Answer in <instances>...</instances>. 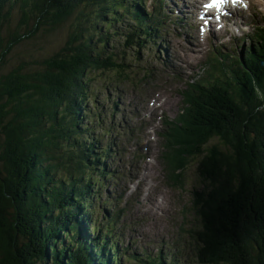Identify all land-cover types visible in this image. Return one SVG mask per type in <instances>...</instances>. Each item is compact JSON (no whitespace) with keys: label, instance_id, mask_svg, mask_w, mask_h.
<instances>
[{"label":"trees","instance_id":"trees-1","mask_svg":"<svg viewBox=\"0 0 264 264\" xmlns=\"http://www.w3.org/2000/svg\"><path fill=\"white\" fill-rule=\"evenodd\" d=\"M105 1L0 0V34L2 22L15 14L21 16L15 26L26 25L31 38L40 27L55 30L77 13L68 36L78 44L42 58L40 66L24 62L8 71L6 54L24 35L17 26L7 28L9 42L0 46V264L178 262L164 251L132 253L118 242L105 250L102 236L93 232L101 227L97 213L110 217L105 207L110 196L102 186L114 143L102 147L96 139L95 122L106 135L112 126L105 125L108 111L90 98L87 76L98 69L126 70L125 56L118 60L109 48L118 38L116 23L125 26V48L138 51L165 23L161 8L151 13L138 8L145 0H115L116 6L104 8ZM123 11L138 29L124 23L129 22ZM256 39L244 51L245 60L236 58L220 77L189 84L184 92L190 112L186 107L180 116L197 138L198 172L206 183L196 196L200 226L193 235L202 264H264V30ZM199 138L206 143L218 138L228 149L213 144L205 153Z\"/></svg>","mask_w":264,"mask_h":264},{"label":"rangeland","instance_id":"rangeland-1","mask_svg":"<svg viewBox=\"0 0 264 264\" xmlns=\"http://www.w3.org/2000/svg\"><path fill=\"white\" fill-rule=\"evenodd\" d=\"M189 1L171 0L169 3L167 0L165 5L162 4L168 20L154 33L152 41H146L141 51L125 48V26L123 22L116 23L118 38L113 37L109 48L119 56L118 60L123 61L125 56L126 70L118 73L112 69H98L87 76L88 80L91 79L90 98L97 101L99 108L102 106L101 111L108 109L110 116L105 125L112 126L107 136L103 126L95 122L96 139L100 140L102 147L114 143L112 153L105 160L110 169L105 175L108 186L102 188L114 196L107 207L115 224L110 227L101 222L104 217L101 211L99 224L103 231L98 230L96 234L107 241L105 232H109L119 247L128 245L132 253L143 250L152 255L160 251L170 255L176 253V264H202L193 235L200 226L196 196L206 185L198 172L202 156L194 147L197 138L191 136L184 146L172 139L173 128L178 125L175 121L187 107L184 92L189 90V84L198 85L220 77L223 69H227L236 58L245 60L244 51L252 45L251 36L255 32L252 24L264 25V0H252L249 11L229 22L225 31L212 33L204 40L198 31L190 28L193 20L186 17L192 12L187 7ZM101 5L107 8L117 3L108 0ZM146 6L148 11L156 10L160 1L147 0ZM76 14L55 30L40 27L31 38L32 31L24 32L26 25L15 26L21 17L18 14L12 20L2 22L4 30L0 34V46L9 42L7 28L16 27L24 35L13 42L14 47L6 54V68L3 70L15 69L24 62L30 67L40 66L38 61L42 58L53 59L63 47L77 46L74 42L69 43L68 36L71 25L76 24ZM181 14L186 20L181 19ZM227 54L230 59L224 56ZM221 59L225 60L223 65ZM34 61L37 63H31ZM87 103L89 107L93 106L89 101ZM117 110L120 112L116 114ZM93 113L95 115L97 111L93 110ZM124 124L130 127L126 128ZM175 134L181 139L177 129ZM200 141L206 147L219 144L224 150L228 149L218 138L208 143L203 138ZM89 233L90 240H93L96 234ZM126 264L136 263L127 261Z\"/></svg>","mask_w":264,"mask_h":264},{"label":"bare ground","instance_id":"bare-ground-1","mask_svg":"<svg viewBox=\"0 0 264 264\" xmlns=\"http://www.w3.org/2000/svg\"><path fill=\"white\" fill-rule=\"evenodd\" d=\"M162 1H167V0H162ZM223 5H225V2L223 3ZM140 7H142V4L140 5V4H138V8H140ZM239 10H245V9H239ZM224 11L226 12V14L229 16V14L230 13H235L237 16H240L241 14H242V11H238V10H232V9H230V7L227 5L225 8H224ZM172 13H173V11H172ZM178 14H180V12L178 13ZM181 16H183L182 14H181ZM193 18V13H191V12H189L188 13V16H187V19H189V20H191ZM231 18L232 17H227V20L228 21H230L231 20ZM147 20L149 21V23L150 24H152L153 26H157V23L154 21V19L152 18V17H148L147 18ZM195 25V22L194 21H192V26H194ZM201 45H202V43H201ZM193 96L194 97H196L197 99H200L201 98V96H200V94H198V93H194L193 94ZM185 103H186V105H187V112H190V101H189V99H186V101H185ZM182 115V114H181ZM190 117H192V114H189V121H190ZM175 122H177L178 123V125H176L174 128H173V134H172V139H173V141H175L176 143H179V144H181L182 146H184L185 145V142H188L189 143V141H190V137L191 136H193V132L192 131H189V129H186L185 128V124H186V118H182V117H180V115H178V117H177V119H176V121ZM175 122H169V123H175ZM191 122H192V118H191ZM128 126V125H127ZM177 129V131H179L180 132V134H181V139L180 138H178L177 136H176V134H175V130ZM197 143H194V147L197 149ZM208 147L209 146H207L206 147V145L205 146H201V149L205 152V153H207V151H208ZM195 152V151H194ZM74 153V152H73ZM72 155V154H71ZM81 155H82V153H81ZM199 164H201V161H200V163ZM90 168V167H89ZM106 178V177H105ZM105 178H103V179H105ZM105 181V180H104ZM107 182H108V180H107ZM121 196V195H120ZM132 241V240H131ZM45 246V245H44ZM88 254L90 253L89 251L87 252Z\"/></svg>","mask_w":264,"mask_h":264},{"label":"snow or ice","instance_id":"snow-or-ice-1","mask_svg":"<svg viewBox=\"0 0 264 264\" xmlns=\"http://www.w3.org/2000/svg\"><path fill=\"white\" fill-rule=\"evenodd\" d=\"M224 3V0H213V4L216 6H219L220 4ZM208 7H211L213 5H207Z\"/></svg>","mask_w":264,"mask_h":264},{"label":"clouds","instance_id":"clouds-1","mask_svg":"<svg viewBox=\"0 0 264 264\" xmlns=\"http://www.w3.org/2000/svg\"><path fill=\"white\" fill-rule=\"evenodd\" d=\"M104 246V245H103Z\"/></svg>","mask_w":264,"mask_h":264}]
</instances>
